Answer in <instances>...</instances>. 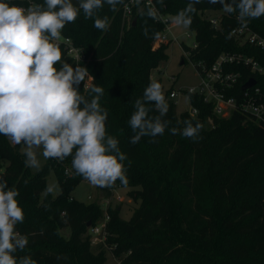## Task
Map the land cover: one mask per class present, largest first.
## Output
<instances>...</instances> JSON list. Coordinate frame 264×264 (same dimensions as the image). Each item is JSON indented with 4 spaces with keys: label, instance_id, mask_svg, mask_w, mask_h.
<instances>
[{
    "label": "trees",
    "instance_id": "16d2710c",
    "mask_svg": "<svg viewBox=\"0 0 264 264\" xmlns=\"http://www.w3.org/2000/svg\"><path fill=\"white\" fill-rule=\"evenodd\" d=\"M123 3L117 5V11L105 4L93 18H85L81 9L76 21L66 24L62 32L87 57L84 67L93 77L92 85L104 90L99 103L108 114L106 132L118 140L120 151L127 156L123 164L128 182L123 185L117 180L115 185L129 188V196L140 200L139 207L128 221L120 217L119 209H108L105 245L93 246L88 224L100 222L104 210L96 202L73 198L72 192L85 179L73 169L72 156L60 161L49 158L39 171L31 172L20 145L0 135L3 182L18 192L16 199L24 213V221L15 228L29 241L15 255L30 256L36 264H106L110 247L120 264H264V124L255 123L239 108L228 118L219 117L213 106L197 95L190 98L198 116L178 113L177 104L168 98L172 88L165 91L156 81L169 106L162 117L165 132L130 143L135 135L129 124L135 101L143 99L152 71L169 55L168 45L152 49L164 25L147 15L149 7L136 6V23L132 20L127 25ZM154 3L162 14L175 16L188 0ZM195 7L189 29L195 33L198 46L194 50L183 46L197 70L202 65L211 66L222 53H241L264 65V50L228 38L231 30L241 25L237 12H224L217 30L203 15L223 11L222 5L202 0ZM105 16L108 28H95V18ZM247 26L264 35V16L250 20ZM61 52L62 61L73 66L65 51ZM183 60L186 63V57ZM61 66L56 65L57 69ZM231 69L241 72L242 77L228 96L240 101L242 86L251 77L264 96V72L255 74L242 65ZM78 91L92 98L84 92V82ZM145 106L150 109L149 117L159 115L154 103L146 102ZM208 118L212 120L210 128ZM184 121L202 124L198 138L179 134ZM173 127L178 129L176 135L171 134ZM68 168L70 173H66ZM51 171L56 174L60 194L41 197ZM104 190L112 195L108 188ZM64 228L70 230L68 239L61 234Z\"/></svg>",
    "mask_w": 264,
    "mask_h": 264
},
{
    "label": "clouds",
    "instance_id": "9594fccd",
    "mask_svg": "<svg viewBox=\"0 0 264 264\" xmlns=\"http://www.w3.org/2000/svg\"><path fill=\"white\" fill-rule=\"evenodd\" d=\"M201 2L188 0L187 6L173 17V23L188 28L197 10L195 6ZM122 3L123 0H80L76 7L71 0H44L43 4L24 8L0 0V135L16 145L26 146V166L39 167L35 149L42 148L45 159L63 160L72 156L75 172L93 186L112 187L117 180L127 184L123 164L127 156L120 151L118 140L106 132L108 114L99 103L103 88L87 83L93 77L86 67L77 64L73 68L62 61L56 43L65 25L76 21L79 10H83L85 18H93L105 4L111 11H117V5ZM208 3L222 5L228 14L237 12L244 27L250 20L264 16V0H208ZM147 15L155 18L156 11L149 8ZM108 26V17L95 18V28L106 30ZM58 63L62 65L59 69ZM81 82L84 92L91 95L90 100L78 91ZM146 102L154 103L158 116L149 117ZM168 107L161 84L150 82L143 99L135 101V111L129 120L135 135L130 143L136 144L145 136L163 135L166 122L162 117ZM184 124L179 134L198 138L202 124L193 125L191 121ZM170 131L173 135L178 133L175 127ZM47 191L50 193L53 188L48 187ZM17 196V191L0 181V264H36L30 256L15 255L29 242L15 228L24 221Z\"/></svg>",
    "mask_w": 264,
    "mask_h": 264
},
{
    "label": "built area",
    "instance_id": "2783aa9c",
    "mask_svg": "<svg viewBox=\"0 0 264 264\" xmlns=\"http://www.w3.org/2000/svg\"><path fill=\"white\" fill-rule=\"evenodd\" d=\"M6 2L24 8L32 4H38L36 0H6ZM138 5L154 9L156 11V20L163 23L164 28L156 38L160 45H170L179 42V37L175 33V28L178 26L173 23L174 16L162 14L156 8L154 0L125 1L122 5V12L123 19L127 25H130L132 20H134L133 10ZM208 20L215 29H220L222 15L210 17ZM230 33L240 44H249L264 50V35L254 32L250 27L239 25L233 28ZM56 43L59 44L60 49L64 50L66 55L72 60L73 68H75L77 64L84 67L87 62V57L83 50L73 43L70 37L65 36L61 31V38L59 41H56ZM197 46L198 44L195 40L193 48L190 49L194 50ZM189 54L190 52L184 50L185 57L188 58ZM237 65L245 66L255 74L264 72V65L253 57L241 53H222L211 66L202 65L199 70L195 68L196 75L199 79L197 84L177 90L172 88L168 98L174 100L176 104L177 98H185L189 107L182 111H186L191 117L198 116V109L192 105L190 98L192 95H197L203 99L204 103L211 104L213 106V113L219 117L228 118L235 109L239 108L248 113L255 123L264 124V96L261 94L260 88L254 85L250 89L244 91V95L240 101H237L234 96H228V92L234 90L242 77L241 72L231 69V67ZM87 83L92 85L93 79L87 81ZM208 121L212 124L211 118H208ZM70 172L71 169L68 168L66 173ZM108 220L109 215L104 213L103 219L96 225L90 227L89 234L93 246L98 244L105 245L107 239L106 225ZM108 249L112 252V248L109 247Z\"/></svg>",
    "mask_w": 264,
    "mask_h": 264
},
{
    "label": "rangeland",
    "instance_id": "374dc122",
    "mask_svg": "<svg viewBox=\"0 0 264 264\" xmlns=\"http://www.w3.org/2000/svg\"><path fill=\"white\" fill-rule=\"evenodd\" d=\"M223 13L224 11H207L204 13L203 17L205 19L218 17ZM175 33L179 37V42L168 45L167 53L169 55V59L166 62L161 63L157 69L153 70L151 75V81H160L163 84L165 91L170 88H173L174 90L187 88L197 84L199 80L196 75L195 67L193 63L189 61V58L186 57V63L184 65L180 64L182 59L185 57V49L183 45L193 48V44L195 43V33L191 31L189 27L184 28L182 26L176 27ZM161 46L163 45H160L158 40L155 39L152 49L157 50ZM176 100L178 113L183 112L182 110L189 107L185 98H177ZM210 126L211 123H208L207 128H210ZM9 142L14 145L10 139ZM20 148L22 152H25V145L20 144ZM35 151L39 160V167H29L31 172L39 171L47 161V159H45L42 155V148L35 149ZM3 170L4 168L0 166V175H2ZM48 187L53 188V191L50 192L52 196L55 197L60 194V187L54 171H51L47 177V188ZM105 188H108L112 195L105 191ZM129 191V188L115 184L112 187L101 188L93 186L87 180H84L75 188L72 192V196L77 201L83 203H98L104 210V213H107L108 209H119L120 217L123 220L128 221L132 217L134 210L138 208L140 204V200L135 201L129 196ZM46 193L49 192L46 190L41 197H44ZM61 234L65 239H68L70 236V230L68 228H64L62 229ZM93 249L95 250V248ZM106 255V264H120L119 259L116 258L108 248Z\"/></svg>",
    "mask_w": 264,
    "mask_h": 264
},
{
    "label": "water",
    "instance_id": "95a60500",
    "mask_svg": "<svg viewBox=\"0 0 264 264\" xmlns=\"http://www.w3.org/2000/svg\"><path fill=\"white\" fill-rule=\"evenodd\" d=\"M71 2L73 3L74 6L78 7L80 0H71ZM136 23V18L133 20V25ZM181 65L185 64V61L182 59ZM254 85H256V80L254 78L249 79L246 83L243 84L242 86V90L246 91L248 89H250L251 87H253ZM0 180L4 181V175H0ZM91 226V223L88 224V227Z\"/></svg>",
    "mask_w": 264,
    "mask_h": 264
}]
</instances>
